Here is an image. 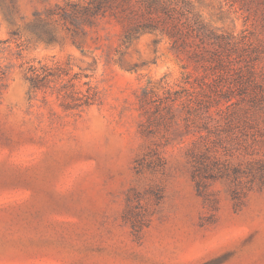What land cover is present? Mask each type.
Here are the masks:
<instances>
[{
  "label": "rangeland",
  "instance_id": "obj_1",
  "mask_svg": "<svg viewBox=\"0 0 264 264\" xmlns=\"http://www.w3.org/2000/svg\"><path fill=\"white\" fill-rule=\"evenodd\" d=\"M65 1L0 0V264H264V81L197 130L157 105L198 73L184 55L108 16L73 34ZM192 2L264 46V0Z\"/></svg>",
  "mask_w": 264,
  "mask_h": 264
},
{
  "label": "trees",
  "instance_id": "obj_2",
  "mask_svg": "<svg viewBox=\"0 0 264 264\" xmlns=\"http://www.w3.org/2000/svg\"><path fill=\"white\" fill-rule=\"evenodd\" d=\"M47 15H57L73 34L84 32L83 25L108 16L122 25V45L145 31L166 39L198 73L187 72L184 79L189 85L173 95L168 91L157 105L169 107L180 99L192 115L193 127L208 134L219 125L215 115L225 112L230 116L229 108L245 98L254 99L256 87L264 81L261 40L253 38L247 29L234 34L212 27L195 10L192 0H67L49 9ZM26 79L33 90L47 83L38 74ZM149 92L145 89L140 95L141 108L148 102Z\"/></svg>",
  "mask_w": 264,
  "mask_h": 264
}]
</instances>
